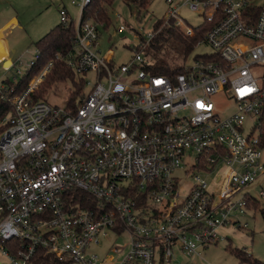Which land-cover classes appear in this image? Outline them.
<instances>
[{
	"label": "built area",
	"instance_id": "built-area-1",
	"mask_svg": "<svg viewBox=\"0 0 264 264\" xmlns=\"http://www.w3.org/2000/svg\"><path fill=\"white\" fill-rule=\"evenodd\" d=\"M166 3L162 28L193 39L212 25L195 44L209 53L159 74L143 54L158 34L137 33L133 55L118 64L112 51L98 52L102 26L83 22L82 11L72 51L56 53L22 94L7 98L0 257L8 264H192L181 260L226 241L221 229L246 228L240 216L248 194L241 192L264 176V0ZM184 8L202 23L187 24ZM59 14L62 25L70 23L65 7ZM58 63L85 81L77 109L33 96ZM0 91L5 99L9 88ZM219 99L234 110L221 112ZM219 170V190H210L207 179ZM182 173L190 183H179ZM73 191L96 206L67 201ZM123 234L129 242L114 247V256L94 252L103 238Z\"/></svg>",
	"mask_w": 264,
	"mask_h": 264
},
{
	"label": "rangeland",
	"instance_id": "rangeland-1",
	"mask_svg": "<svg viewBox=\"0 0 264 264\" xmlns=\"http://www.w3.org/2000/svg\"><path fill=\"white\" fill-rule=\"evenodd\" d=\"M80 1L0 0V27L12 17H17L19 22L18 27L4 32L6 41L0 33V61L7 55L6 47L9 48L11 54L8 58L11 64L6 66L7 69L0 64V86L7 80L19 81L26 74L29 65L36 58V42L60 24L59 10L61 7H66L70 13V19L75 24L80 22L83 10L75 5ZM167 10L166 0H153L145 10H139L135 3L116 0L110 11L111 25L107 29L103 27L99 29L100 46L98 52L106 56L112 51L116 63L127 62L133 55V49L139 44L137 33L147 36V34L154 32L159 35L162 27L157 28V23L163 22ZM137 14H139L138 17ZM180 15L191 26L195 27L202 23L201 17L188 8L182 9ZM121 25L126 28V31L122 33L118 32ZM159 36H161V40L158 43L156 42V45L159 46L158 50H155L149 44L143 52L154 69L160 63H166L171 70H175L185 64L189 65L197 54H205L211 51L206 46H199L187 54L185 45L170 38L166 31ZM153 44H155V40ZM71 90V83L63 82L53 86L48 94L44 96V99H47V102L52 105L64 106ZM216 102L224 114L234 110V106L223 99ZM221 174L222 172L219 170L208 177L210 190H219L217 178ZM179 178V183L191 182V177L183 173L179 175ZM263 190L264 176L241 192L242 194H249L259 201L257 209L249 207L246 214L240 216V225H246V228H239V224H236L221 229L220 234L227 238L226 241L202 249V256L193 257L189 260L182 258V263L190 261L192 264H241L232 254L231 250L233 249L243 250L264 262V197L259 195ZM240 197L241 195H238L234 200H238ZM128 242L129 237L127 234L111 235L109 238H103L100 245L94 249V252L105 259L107 256H114L113 253H110L114 247L124 248ZM0 262L1 264H8V261L2 257H0Z\"/></svg>",
	"mask_w": 264,
	"mask_h": 264
},
{
	"label": "trees",
	"instance_id": "trees-1",
	"mask_svg": "<svg viewBox=\"0 0 264 264\" xmlns=\"http://www.w3.org/2000/svg\"><path fill=\"white\" fill-rule=\"evenodd\" d=\"M116 0H91V2L85 7L82 14V21L91 20L96 24L101 25L103 28H108L111 25V15L110 11ZM127 2L135 3L139 10H145L152 3L153 0H123ZM139 14H137L138 17ZM163 22L157 23V28L162 27ZM212 25H203V30L193 39L185 38L177 29L174 27H163L160 30L159 35H163L166 31L170 38H173L180 43L184 44L186 47V53H190L194 50L195 44L204 36V34L211 28ZM76 32V24L73 20L67 25H62L61 23L51 30L48 34L42 37L36 42L37 53H39L40 59L36 62V65L26 72V74L19 81H4L9 88V92L6 98L3 99V94L0 91V123L1 121L12 111V105L9 103L7 98L14 95L22 94L28 87L30 81L37 75H39L47 63L53 58L56 53L67 54L73 49L74 37ZM157 36L155 39V44H151L155 50H158L159 46L156 42L161 40V36ZM156 73L159 74H170L177 72L178 69L171 70L170 66L166 63H160L156 69ZM63 82H70L72 85L71 93L66 101L67 108L77 109L81 106L84 99L87 97L88 90L85 88V81L83 78L78 76L72 69H70L65 63H58L54 69L44 80L43 84L40 86L39 90L33 95L36 100H44V96L48 94L53 86H56ZM264 120V117H263ZM5 127H0V135L4 132ZM263 144L264 148V121H263ZM247 196L248 208L254 207L257 209L259 207V201L251 195ZM64 198L72 200L74 203L85 206V204L96 206V201L88 196L86 193L80 191H73L66 193ZM91 207V206H90ZM264 215V211H263ZM232 254L240 261L241 264H264L263 261L254 258L253 255L239 249L231 250Z\"/></svg>",
	"mask_w": 264,
	"mask_h": 264
},
{
	"label": "crops",
	"instance_id": "crops-1",
	"mask_svg": "<svg viewBox=\"0 0 264 264\" xmlns=\"http://www.w3.org/2000/svg\"><path fill=\"white\" fill-rule=\"evenodd\" d=\"M74 2V1H73ZM65 7V6H63ZM61 7V8H63ZM66 8V7H65ZM60 11V10H59ZM70 14V13H69ZM60 16V15H59ZM9 25H11L10 27H8ZM19 26V22H18V19L17 17H12L10 18L9 20H7L1 27H0V33L3 35L4 39H5V36H4V32H7V31H10L11 29L15 28V27H18ZM6 41V39H5ZM7 43V42H6ZM7 45V44H6ZM7 48V55L2 59V62L0 64L3 65V67L5 69H7L6 66H8V64H11L10 60L8 58H10V51H9V48ZM11 67V66H10Z\"/></svg>",
	"mask_w": 264,
	"mask_h": 264
},
{
	"label": "bare ground",
	"instance_id": "bare-ground-1",
	"mask_svg": "<svg viewBox=\"0 0 264 264\" xmlns=\"http://www.w3.org/2000/svg\"><path fill=\"white\" fill-rule=\"evenodd\" d=\"M75 5H77V6H78V4H75Z\"/></svg>",
	"mask_w": 264,
	"mask_h": 264
}]
</instances>
